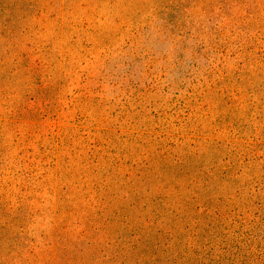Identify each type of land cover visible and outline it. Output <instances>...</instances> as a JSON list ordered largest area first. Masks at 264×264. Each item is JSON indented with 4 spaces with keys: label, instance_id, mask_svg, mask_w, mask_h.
I'll return each instance as SVG.
<instances>
[{
    "label": "rangeland",
    "instance_id": "1",
    "mask_svg": "<svg viewBox=\"0 0 264 264\" xmlns=\"http://www.w3.org/2000/svg\"><path fill=\"white\" fill-rule=\"evenodd\" d=\"M0 264H264V0H0Z\"/></svg>",
    "mask_w": 264,
    "mask_h": 264
}]
</instances>
